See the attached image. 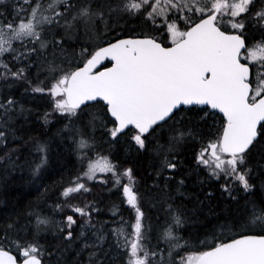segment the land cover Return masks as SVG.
<instances>
[{
	"label": "snow or ice",
	"instance_id": "obj_1",
	"mask_svg": "<svg viewBox=\"0 0 264 264\" xmlns=\"http://www.w3.org/2000/svg\"><path fill=\"white\" fill-rule=\"evenodd\" d=\"M28 93L48 98L45 127L62 122L51 139H25ZM57 137L79 162L50 205L61 218L47 187L0 214V264H264V0H0V185L25 170L42 183ZM121 138L149 158L143 190L131 167L92 158ZM97 181L134 220L97 227L95 202H74ZM145 199L164 213L155 227Z\"/></svg>",
	"mask_w": 264,
	"mask_h": 264
},
{
	"label": "trees",
	"instance_id": "obj_2",
	"mask_svg": "<svg viewBox=\"0 0 264 264\" xmlns=\"http://www.w3.org/2000/svg\"><path fill=\"white\" fill-rule=\"evenodd\" d=\"M104 66L109 67L110 64L106 63ZM19 96L20 93L18 92ZM22 100L26 107H30L33 110V114L29 117L28 123L24 125L23 133L25 139L31 136H38L41 133L47 132V137L51 139L56 130L59 127H62L61 123H52L46 127L42 124L39 119V115H42L44 111L48 110V104L43 100V98L35 97V95L28 93L22 97ZM44 107V108H43ZM100 133H97L99 137ZM103 141L97 139V147L93 156H96L99 148L101 147L100 143ZM109 145V144H108ZM193 146L189 145L186 149L180 152V158L183 161L181 171L179 175L184 174L188 169L194 167V155H193ZM25 156L27 153L25 152ZM108 156L113 160V162L119 163L121 169L125 167H131L134 171V175L137 177V180L140 182V187L143 190V186L146 183H150V179L146 176V170L149 164V158L147 154L141 156L138 155L135 151L129 150L128 145L125 143L124 138H121L120 143L115 146L109 145ZM23 158V157H22ZM76 156L73 154L71 148L67 143H62L57 137L51 141V161L48 171L45 173V178L42 183L37 182L35 184L30 182V174L27 170L23 173H17L12 177H9L6 185H0V214L8 215L14 211H25L27 206L30 203H35L37 199L41 196L44 191V188L49 189L48 199L43 201L42 206L44 211L49 214L53 220H59L62 214L53 213L50 205L53 203L50 201L49 196L55 195L59 191V186L61 183V178L63 177V182L67 183L73 176L78 173L76 166ZM110 175V174H109ZM193 180L195 177L192 178ZM221 181L220 183H222ZM39 187L40 191H37ZM209 187L215 189V198H219V183L212 181L209 185L205 186L207 190ZM111 189V185L107 187L101 185L98 181L93 185L92 191L85 198L78 197L74 202L86 203L88 201H94L96 207L100 209L99 215L93 213L94 221H99L97 227H100L101 224H104L107 221L106 229H111L114 226L112 221L119 220L121 216L125 219L134 220V211L130 209L126 204L122 203V196L119 190ZM188 190L190 192H199L198 188H194L192 180L188 182ZM201 198H203L201 196ZM215 202V199L214 201ZM127 206V207H125ZM191 207V204H189ZM118 210V215L113 216L112 212ZM143 210L146 215L150 218L151 224L155 227L158 224L157 218L159 217V223H162L164 220V213L159 205L153 206L152 202L145 199L143 202ZM149 221H145L147 224ZM112 225V226H110ZM187 235V233H185ZM203 239V237H201ZM198 243V242H196ZM166 256V254H165Z\"/></svg>",
	"mask_w": 264,
	"mask_h": 264
},
{
	"label": "rangeland",
	"instance_id": "obj_3",
	"mask_svg": "<svg viewBox=\"0 0 264 264\" xmlns=\"http://www.w3.org/2000/svg\"><path fill=\"white\" fill-rule=\"evenodd\" d=\"M35 97H40V98H43V100L45 101V102H47V103H49V101H48V98L46 97V96H42V95H40V94H35ZM44 108V107H43ZM100 145H101V147L99 148V150H98V153L100 154V155H108V150H109V145H108V143H106V142H102V143H100ZM91 155H92V158L93 159H95L96 158V156L94 157L93 156V154L91 153ZM76 166H77V169H79V162L77 161L76 162ZM17 173H19V172H17ZM16 173V174H17ZM78 174V173H77ZM76 174V175H77ZM98 175H101V174H98ZM125 182H127V181H125ZM96 182H89V186L91 187V189H92V187H93V185L95 184ZM90 194V193H89ZM87 196H88V194H87ZM87 196H84V195H81V196H79V197H83V198H85L86 199V197ZM78 198V197H77ZM49 199H50V201L54 204L55 202H58V199H59V195H58V193H56L55 195H51V196H49ZM42 206H46V205H42ZM125 207H127V206H125ZM51 208V210H52V212L53 213H56V214H61L60 212H58V211H56L53 207H50ZM120 220V219H119ZM119 220H115V221H119ZM58 221V220H57ZM110 226H112V225H110Z\"/></svg>",
	"mask_w": 264,
	"mask_h": 264
},
{
	"label": "water",
	"instance_id": "obj_4",
	"mask_svg": "<svg viewBox=\"0 0 264 264\" xmlns=\"http://www.w3.org/2000/svg\"><path fill=\"white\" fill-rule=\"evenodd\" d=\"M105 63H109V64H110V66H111V62H110V61H107V60H106V61H104V62H103V65H105ZM110 66H109V67H110ZM98 70H101V71H102V70H103V68H102L101 66H98ZM201 107H202V106H201ZM219 115H220V116H222V114H219Z\"/></svg>",
	"mask_w": 264,
	"mask_h": 264
}]
</instances>
